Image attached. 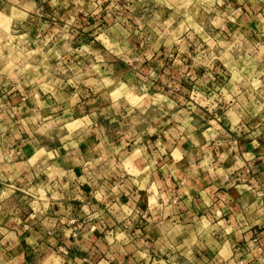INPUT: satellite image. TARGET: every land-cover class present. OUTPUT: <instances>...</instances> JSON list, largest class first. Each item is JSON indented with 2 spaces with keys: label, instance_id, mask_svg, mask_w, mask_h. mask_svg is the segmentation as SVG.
Returning a JSON list of instances; mask_svg holds the SVG:
<instances>
[{
  "label": "clouds",
  "instance_id": "clouds-1",
  "mask_svg": "<svg viewBox=\"0 0 264 264\" xmlns=\"http://www.w3.org/2000/svg\"><path fill=\"white\" fill-rule=\"evenodd\" d=\"M0 264H264V0H0Z\"/></svg>",
  "mask_w": 264,
  "mask_h": 264
},
{
  "label": "crops",
  "instance_id": "crops-1",
  "mask_svg": "<svg viewBox=\"0 0 264 264\" xmlns=\"http://www.w3.org/2000/svg\"><path fill=\"white\" fill-rule=\"evenodd\" d=\"M247 150L249 151H254L252 148H251V144L249 143L248 146H247ZM80 170L77 169V173L79 174Z\"/></svg>",
  "mask_w": 264,
  "mask_h": 264
}]
</instances>
